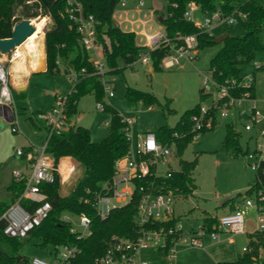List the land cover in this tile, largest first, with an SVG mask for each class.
<instances>
[{
  "label": "trees",
  "instance_id": "16d2710c",
  "mask_svg": "<svg viewBox=\"0 0 264 264\" xmlns=\"http://www.w3.org/2000/svg\"><path fill=\"white\" fill-rule=\"evenodd\" d=\"M80 1L85 14H92L98 23L96 43L106 62L108 75H118L125 67L133 68V65L146 53L149 54L154 70L161 69L160 65L167 49L158 48L149 51L147 47L138 45L136 33L125 32L115 24L114 15L120 0ZM165 1L168 7L167 16L162 18L161 24L165 28L167 36L175 38L179 35H197L198 50H203L206 46L216 44L215 37L201 33L193 23L185 21L183 16L186 9L190 4H196L200 6L202 13H221L222 16L228 17L234 14L233 4L237 0ZM68 8L67 0H0V39L10 38L13 27L23 19L51 16L54 28L45 35L46 61L48 63L46 73H60V65H62L65 75L69 68L77 73L85 71L67 94L66 119L70 124L69 129L53 134L48 143V151L54 156L56 162L67 157L78 163L82 169L81 177L66 196L60 193L62 180L59 176L56 177L54 184H41V189L47 195L52 210L49 218L34 229L29 237L41 240L39 245L41 247L49 245L76 246L80 251L71 264H93L96 258L106 252L111 237L117 236L124 239L137 235L138 228L135 225V218L138 213L137 205L140 195L135 192L129 203L111 210L105 220H102L96 211L95 194L101 192L102 186L112 179L117 160L127 153L130 144L125 133L126 124L123 114L106 103L104 85L96 73L90 53L79 42L77 26L71 20ZM237 10L245 14L244 34L241 37L229 35L225 38L221 50L210 61L209 72L220 85H230L234 80L236 82L232 88L234 96L239 97L249 93L250 99L255 100V85L250 88L240 85L243 79L241 68L243 66L253 67L257 54L264 52V43L261 38V34L264 32V6L256 0H245L240 3ZM260 69H264V66L256 68L253 71L254 76ZM200 91V102L183 113L176 124L162 125L152 132L161 143L175 144L176 156L179 159L177 169L172 168L164 176L156 178L155 183L159 192L188 198L196 190L192 175L197 168L198 159L187 161L182 159V156L196 135L204 134L216 127V124L213 123V127L206 130L194 129L196 126L194 117L200 116V107L209 97L204 95L202 90ZM124 93L127 101L133 106L141 104L144 108H150L158 103L155 95L130 86H126ZM87 95L94 96L96 102L103 105V110L110 114L109 133L99 142H94L91 139L89 128L73 123L79 114L78 104ZM169 104L168 101L164 109L172 113L173 110L169 109ZM38 113L40 112L36 114ZM239 137L235 127L228 124L223 140L225 147L236 155L242 153L245 156L246 151H242ZM261 178L262 183L254 184V188L262 187L264 189V176ZM25 186L24 180L17 182L12 178L8 188L12 193V201L0 202V218L9 206L19 199ZM251 186L243 195L225 203L229 206L230 211H235L243 199L252 193ZM22 204L30 209L37 206L28 200H23ZM65 214L89 217L91 219V235L87 238H79L77 234H72L70 224L63 220ZM208 217H210L209 213L205 219ZM180 219V216L176 214L175 218L168 223L158 222L154 225L148 224L146 227L175 228ZM3 225L4 223L0 221V232L2 233L0 245L7 250L6 252L0 250V264H30L27 257L21 255L24 241L4 235Z\"/></svg>",
  "mask_w": 264,
  "mask_h": 264
},
{
  "label": "built area",
  "instance_id": "2783aa9c",
  "mask_svg": "<svg viewBox=\"0 0 264 264\" xmlns=\"http://www.w3.org/2000/svg\"><path fill=\"white\" fill-rule=\"evenodd\" d=\"M69 15L77 26L79 42L86 50L94 52L96 60H92L97 75L100 77L106 96L115 97L111 88V80L107 72L105 60H101L100 47L96 43L97 21L92 14H85L80 0H67ZM128 0H120L118 6L125 8ZM117 6V7H118ZM145 6V0H138L136 8ZM201 11L200 6L190 4L186 9L183 19L193 23L201 33L214 36V31L220 25L232 26L236 24L235 15L245 19V14L236 10L231 16H222L221 13H204L201 19L196 13ZM145 47L149 51L158 48L167 49L161 62V68L170 69L182 62L194 63L197 60L199 40L197 35L167 36L162 27L156 33L146 37ZM16 56V50L11 52ZM142 63H150L149 54H143ZM60 65V63L58 62ZM135 65V64H134ZM264 66V61L255 60L253 69ZM85 73L82 70L77 73L69 68L66 73L72 86L78 81L79 76ZM202 80L203 94L208 95V104L201 105L199 117H194L195 128L198 131L213 127L217 114L221 118L228 117L231 111H237L254 100L249 93L239 97L234 96L232 88L236 82L230 85L218 84L210 72ZM255 84V76L243 77L240 85L250 88ZM57 105L48 112L36 114L35 121L46 130L41 145H30L28 149L20 147L16 151L18 158L23 157L29 163L27 172L14 170L12 177L15 181L24 180L26 186L19 199L12 203L6 210L0 221L4 223L2 232L12 238L23 240L49 218L52 205L47 195L42 191L41 184H54L56 177H61V163L56 162L54 156L48 151V143L53 134L68 130L66 106L67 96L56 95ZM15 98L10 86L8 69L3 61H0V105L14 107ZM97 108L103 110V105L97 103ZM245 112V110L243 111ZM125 133L128 137L130 148L127 153L115 164L112 179L102 186V190L95 194L94 205L99 217L107 219L110 211L123 207L129 203L134 193L140 195L137 205L135 225L138 228L137 235L133 238L111 237L108 241L106 252L93 261V264H176V258L182 248H200L205 250L206 242L221 249L222 254H232V259L215 260V264H264V189L254 188V184H261V176H264V111L252 106L248 112V121L244 123V129L249 134L246 141V162L248 167L256 174V180L251 186L252 193L247 195L235 211H230L223 216L210 214L208 219L202 221L198 229L192 228L189 234L184 232L181 223L175 228L151 226L158 222L168 223L176 216L175 203L177 197L172 193L159 192L156 186V178L164 176L173 167V161L177 159L175 144L161 143L152 132H136L134 125L136 119L126 118L124 115ZM11 130L14 134L20 133L17 120L14 116ZM196 135L194 137L197 138ZM175 158V159H174ZM179 162V161H178ZM28 200L37 206L30 209L22 204ZM253 213V214H252ZM252 214V215H251ZM73 216H79V229L72 226ZM212 219V222L210 220ZM63 220L70 224L71 233L79 238H87L91 235V219L86 215L65 214ZM214 221V222H213ZM2 233L0 232V237ZM245 236L246 243L241 250H235V236ZM53 263L44 258H33L30 264H71L80 249L76 246L55 245Z\"/></svg>",
  "mask_w": 264,
  "mask_h": 264
},
{
  "label": "rangeland",
  "instance_id": "374dc122",
  "mask_svg": "<svg viewBox=\"0 0 264 264\" xmlns=\"http://www.w3.org/2000/svg\"><path fill=\"white\" fill-rule=\"evenodd\" d=\"M137 1L128 0V6L125 8L118 6L114 22L123 31L136 33L138 45L146 46V37L159 31L161 26L163 27L161 21L158 20L167 16L168 7L165 0H145V6L136 9ZM243 1L245 0H237L233 4L234 13ZM256 2L264 6V0H256ZM196 17L198 19L202 18L199 13L196 14ZM35 19L37 18L30 20L33 22ZM45 19L46 28L41 36L34 33L33 42L25 45L29 54H32L36 48L43 47L42 43L45 33L54 28V24H51V21H53L52 17H45ZM235 19L237 24L229 26L228 34L234 37H241L244 31V18L236 14ZM222 28L216 32L215 36L219 37ZM36 36H39V38L37 39ZM222 46L223 42L206 46L203 50H199V59L194 63L185 61L178 66L170 67V69L161 68L160 70H154L151 62L145 64L139 60L133 68L125 67L118 75H108L115 97L109 98L106 96L105 101L126 118L136 119V124L134 125L136 132H154L165 124L172 126L176 124L183 113L200 102L202 80L206 75H209L210 61ZM262 56L264 57V53ZM90 57L92 60H96L94 52L90 53ZM253 71V67L251 69L250 66L241 68V73L244 77L253 75ZM263 73L264 69L256 71V84L259 76ZM126 86L155 95L158 103L150 108H144L141 104H137V106L131 105L125 98ZM70 90L71 83L63 70L50 76L36 74L30 90L26 94L28 98L19 99L21 101L17 104L19 110L16 113H18L20 129L30 135L34 141H38L37 144H34L35 146L42 144L46 133L41 128L34 129L32 127L31 122L24 111H22L23 105H25V108L38 109L39 112H48L57 105L56 96L53 97L52 92H56L55 95L67 96ZM168 101L170 102L169 109L173 110L172 113L164 109ZM208 103L209 101L205 100L202 105ZM252 104L250 102L244 107H239L237 111H231L228 117L221 118L217 114L214 130L206 131V133L199 135L185 150L182 159L187 161L194 160V158L198 159L197 168L192 175L196 185L194 194L188 198L178 196L175 203L176 214L181 218L180 223L185 233L189 234L192 228L198 229L208 213L218 217L229 213V206L225 205V203L232 198L243 195L249 185L254 182L256 174L248 167L244 155L242 153L236 155L233 151L228 150L223 141L227 132V125L232 124L239 133L242 151L246 150V141L249 134L244 129V123L248 121V112ZM77 109L80 117L76 124L89 128L91 130V139L94 142L103 140L109 133L110 114L97 108V102L92 95H87L81 99ZM244 110L245 112H243ZM23 139V135L12 133L10 124L0 119L1 202L12 201V198H8L4 194L8 192L5 186L6 179L14 169L13 165L8 164L6 161L2 162L4 159L3 155L7 156L12 153L13 149L20 147ZM178 161V158L173 161V168L177 169L179 167ZM67 170L69 172L63 174L64 178L60 192L63 196L70 193L82 174V169L76 163L73 167H68ZM79 221V216H73L72 226L76 230L79 229ZM234 240L236 242L235 250L239 252L243 244L246 243L245 236H235ZM23 241L21 255L27 257L29 262L33 258L41 257L53 263L55 259L53 255L54 247L51 245L41 247L39 246L41 240L30 238L29 236L24 238ZM0 250L6 252L7 249L0 245ZM232 258V254H222L220 248L211 242H206L205 250L200 248L180 249L176 264H215V260L224 261Z\"/></svg>",
  "mask_w": 264,
  "mask_h": 264
},
{
  "label": "crops",
  "instance_id": "0c3cea01",
  "mask_svg": "<svg viewBox=\"0 0 264 264\" xmlns=\"http://www.w3.org/2000/svg\"><path fill=\"white\" fill-rule=\"evenodd\" d=\"M116 12H115V14H116ZM198 13L201 15V17H203L204 12L202 13L201 11H199L196 14H198ZM161 19L162 18H159L158 21H160ZM161 28H162V26H161ZM220 28H222V31H221L219 37L221 35L228 34V32H229V26L220 25V27H217L214 31V37L215 38L217 37V36H215L216 32ZM46 33H45V35H46ZM243 34H244V31H243ZM219 37H217V38H219ZM261 38L263 39V43H264V32H262ZM23 44H21V46L17 47L16 53L17 52L18 53L14 57H12V53L0 54V61H3L6 64V67L8 69L9 79H10V86H11V89L13 92V96L15 98V103H14V107L12 108V113H14V116L16 117L18 129L20 130V133L15 134V135H23L24 136L25 140L24 139L22 140L20 147H22L24 149H28L30 147V145L37 144L38 141H34L30 135L26 134L25 132H23L20 129V122H19L18 117H17L18 113H16L17 110H19L17 104L21 101L19 99L28 98L26 96V94H27V92H29L30 86L33 82V78L36 74L37 75L38 74H41V75L44 74V75L50 76V75L55 74V73H52V74L46 73L48 63L46 61L45 36H44L43 43H42L43 47L42 48H36L32 54H29L27 52V49H26L25 45H23ZM220 50H221V47L219 50H217V52H219ZM263 53L264 52L257 54L258 56H257L256 60L264 61V57L262 56ZM198 54H199V52H198ZM99 55H100V58L102 60L103 57H102V54L100 51H99ZM197 57H198V55H197ZM197 59H199V57ZM60 69L61 70L63 69L62 65H60ZM251 69H252V67H251ZM255 89H256L255 90V100L252 102L253 103L252 106L258 107L259 109L264 111V73L261 76H259V80H258L257 84L255 83ZM55 94H56V92H54V93L52 92L53 97L56 96ZM22 109H23L22 111H24V113L26 114L28 120L31 122L32 127L34 129H40L41 128V129L45 130L40 123L35 121L36 120L35 119L36 113L39 112L38 109L34 110L33 108H30V107L25 108V105H23ZM7 117L9 119V121L4 120L3 118H2V120L4 122L10 124V130H11L12 121H10V114H7ZM79 117L80 116L78 114L77 117L73 120V123L76 124V122L79 121ZM11 132H12V130H11ZM45 133H46V130H45ZM20 147L18 146V148L13 149L12 153L7 155V156L3 155L4 159L2 160V162L6 161L8 164L13 165V167H14V169L11 171L9 177L6 179L7 182L5 184L8 192H6L4 195L8 196V198H12V193L8 188L12 182L13 171L19 170V171L27 172L29 169V163H27L26 159L23 157L18 158L16 156V151L18 149H20ZM74 162L75 161L72 158H67V157L59 160V163H61V174H62L60 177L61 180H63V178H64L63 174L66 172H69V170H67L68 167H71V166L73 167L75 165V163L78 164L77 162H75V163ZM63 170H65V171H63ZM255 180H256V178H255ZM255 180H254V182H255ZM254 182L252 184H254ZM251 185H249V187ZM246 190H245V192H246Z\"/></svg>",
  "mask_w": 264,
  "mask_h": 264
},
{
  "label": "water",
  "instance_id": "95a60500",
  "mask_svg": "<svg viewBox=\"0 0 264 264\" xmlns=\"http://www.w3.org/2000/svg\"><path fill=\"white\" fill-rule=\"evenodd\" d=\"M160 21H162V19ZM51 24L53 25L54 22L51 21ZM13 28L12 36L10 38L0 39V54H9L15 51L17 47L26 42L36 30L30 19L19 21ZM228 36V34H224L219 38H215V43H222ZM7 114H10V121H13L14 113H12V109L7 105H0V119L3 118L4 120L9 121Z\"/></svg>",
  "mask_w": 264,
  "mask_h": 264
},
{
  "label": "bare ground",
  "instance_id": "6f19581e",
  "mask_svg": "<svg viewBox=\"0 0 264 264\" xmlns=\"http://www.w3.org/2000/svg\"><path fill=\"white\" fill-rule=\"evenodd\" d=\"M32 25L34 26V28H36V30L34 32L35 35L37 34V35L41 36V34L44 32V30L46 28L45 27L46 26V19L42 18V17H38L37 19H35L32 22ZM33 36H34V34L23 45L31 44V42H33V39H34ZM39 36H36V38L38 39Z\"/></svg>",
  "mask_w": 264,
  "mask_h": 264
}]
</instances>
